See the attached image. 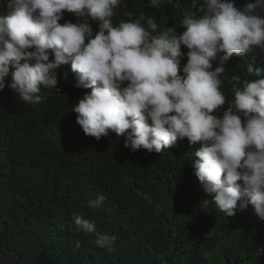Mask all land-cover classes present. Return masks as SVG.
I'll use <instances>...</instances> for the list:
<instances>
[{
    "label": "clouds",
    "instance_id": "obj_1",
    "mask_svg": "<svg viewBox=\"0 0 264 264\" xmlns=\"http://www.w3.org/2000/svg\"><path fill=\"white\" fill-rule=\"evenodd\" d=\"M6 1L8 11L0 14V90L11 75L7 86L18 100L38 104L41 86L54 88L56 70L70 64L74 86L90 90L71 109L87 136L99 140L115 132L126 148L150 153L178 139L200 142L191 158L211 197L201 201V210L209 213L215 204L232 217L238 205L245 210L250 204L264 220V72L249 64L247 73L256 79L233 77L231 99L220 79L236 59L256 52L254 47L264 50V17L256 13L264 0H249L242 8L235 0H192L196 11L182 20L180 33L144 13L114 24V10L124 0ZM149 2L158 7L173 0ZM65 11L76 22L65 20ZM182 45L188 49L183 65ZM106 199L98 195L89 207L102 208ZM72 220L79 231L96 230L79 213ZM114 240L98 234L95 244L111 251Z\"/></svg>",
    "mask_w": 264,
    "mask_h": 264
},
{
    "label": "trees",
    "instance_id": "obj_2",
    "mask_svg": "<svg viewBox=\"0 0 264 264\" xmlns=\"http://www.w3.org/2000/svg\"><path fill=\"white\" fill-rule=\"evenodd\" d=\"M191 2L152 7L149 0H124L112 19L116 24L144 13L180 33L182 20L196 11ZM248 2L235 0V6ZM7 5L0 0V14ZM256 13L264 17V9ZM64 17L78 19L67 11ZM90 23L98 29V22ZM254 48L221 74L226 99L232 98L233 77L256 79L245 69L249 64L264 72V50ZM182 51L183 65L186 46ZM56 71L57 85L41 86L38 104L18 100L7 86L11 75L0 90V264H264V220L252 205H238L232 217L215 204L209 213L201 210V201L211 197L193 168L200 142L178 139L150 153L126 148L115 132L99 140L87 136L71 109L90 90L74 86L70 64ZM228 107L226 102L222 111ZM98 195L107 198L105 205L89 207ZM74 212L94 221L95 232L77 230ZM98 234L115 237L111 251L95 244Z\"/></svg>",
    "mask_w": 264,
    "mask_h": 264
},
{
    "label": "bare ground",
    "instance_id": "obj_3",
    "mask_svg": "<svg viewBox=\"0 0 264 264\" xmlns=\"http://www.w3.org/2000/svg\"><path fill=\"white\" fill-rule=\"evenodd\" d=\"M245 69H246V71H247V67H245ZM245 69H244V70H245Z\"/></svg>",
    "mask_w": 264,
    "mask_h": 264
}]
</instances>
